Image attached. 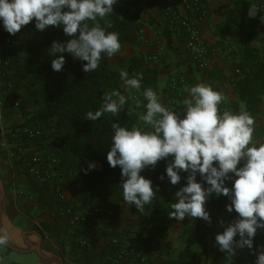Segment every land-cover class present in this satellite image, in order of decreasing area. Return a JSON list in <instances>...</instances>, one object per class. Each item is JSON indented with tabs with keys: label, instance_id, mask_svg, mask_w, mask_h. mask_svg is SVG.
Masks as SVG:
<instances>
[{
	"label": "clouds",
	"instance_id": "1",
	"mask_svg": "<svg viewBox=\"0 0 264 264\" xmlns=\"http://www.w3.org/2000/svg\"><path fill=\"white\" fill-rule=\"evenodd\" d=\"M118 0H0V22L11 35L35 20V29L43 31L49 26L62 27L66 42L53 41L48 53L53 57L52 70L60 72L66 63L65 53L74 59L86 61L85 73L96 72L102 59L120 52V34L109 16ZM260 10L252 6L249 17ZM103 21V23H101ZM91 22V24L89 23ZM199 52L200 49L194 48ZM120 87L104 92L97 110L86 112L84 119L97 121L106 113L112 117L125 108L137 115L138 122L121 126L111 123V138L107 152L110 167L120 166L123 200L135 205L139 213L157 199L158 188L150 178L141 175L143 169L172 157L166 166V175L172 185L181 182V172L188 173L186 184L175 192L166 205L169 218L182 222L185 217L201 218L211 222L207 203L213 193L224 195L231 203L229 213L238 217L232 222L221 221L223 232L217 233L215 243L225 252L226 264H233L237 249H253L258 229H264V138L254 139L256 121L241 103L239 110L222 108L224 94L211 83L184 84V98L177 106L183 113L164 103L153 87H145L140 95L133 90L142 88L144 74H129L119 70ZM142 97V98H141ZM131 101V103H130ZM143 109L142 111H137ZM243 161L242 166H239ZM97 167L90 162L87 171ZM197 176L200 179H197ZM165 177L161 175L160 179ZM232 186H227L228 181ZM239 235V240L235 238ZM7 231L0 232V251L10 246ZM255 264H264V246ZM0 264H4L0 257Z\"/></svg>",
	"mask_w": 264,
	"mask_h": 264
},
{
	"label": "trees",
	"instance_id": "2",
	"mask_svg": "<svg viewBox=\"0 0 264 264\" xmlns=\"http://www.w3.org/2000/svg\"><path fill=\"white\" fill-rule=\"evenodd\" d=\"M153 7V1L122 0L114 7V12L108 18L113 25L110 31L119 32L121 44L134 42L137 40L136 25L146 22L148 27L157 33L161 30L167 46H171L174 32L169 26L166 28L155 21L151 13ZM216 33L237 43L234 51L238 53L236 60L239 70L230 77L233 99L229 101L228 106L238 111L240 104L245 103L254 119L260 118L254 131L256 139L264 138V47L257 43L261 28L251 29L245 20L231 14L216 28ZM71 38L64 34L62 27L49 26L43 31L36 30L35 20L16 33L19 51L14 52L15 82L12 92L17 93L24 117V121L18 126L38 127L43 130V136L40 138L44 142L43 156L56 159V168L64 176L66 184L75 187L78 197L72 204H78L82 209L90 206L93 200L98 198L101 202L109 204L117 214L120 211L119 203L124 200L120 187L121 168L120 166L112 168L107 162L111 123L118 121L121 126L129 123L130 127L131 124L138 122L137 115L130 116L125 108L117 116L112 117L106 113L97 121L85 120L84 116L87 111L99 108L104 92L118 89L127 94L126 90L120 87L121 68H126L130 75L134 72L144 74L142 88L139 91L133 90L134 95H140L145 87L154 88L157 83L156 72L141 57L123 59L119 64L113 65L114 55L105 56L96 72L85 73L82 69L83 64L87 62L74 59L69 53L64 54L66 63L63 70L53 71L51 67L53 57L49 55L48 49L53 41L66 42ZM49 127L52 131L50 134L46 133ZM37 142L38 139L26 138L25 144L21 147L30 145L34 147L39 144ZM171 159V156L162 159L154 168L149 166L141 172V175L153 181L154 189L159 186L157 198L163 199L166 203H170L175 192L186 184L188 175L181 172V182L176 185L170 184L166 166ZM90 162H95L97 167L85 174ZM242 164L243 161L238 167ZM161 175L165 177L163 180L160 179ZM197 179L200 177L197 176ZM37 183L42 184V189L52 185L45 181ZM232 183L233 181H228L227 186L231 187ZM47 196H51L50 192L45 197ZM229 203L231 201L227 196H216L213 193L206 207L212 219L225 215V222H232L238 217V213L227 211ZM93 219L98 220L96 217ZM110 223L106 226H110ZM204 224V220H197L195 224L185 227L184 232L189 238L177 257L169 260L167 264L191 263L196 255L195 246L201 241L204 242L208 235ZM223 231L222 227L219 232ZM216 235L217 233L213 236V264H226L225 252L220 251L215 243ZM235 239L239 240V235ZM261 246H264V229H258L253 249L245 247L250 251L249 256L245 255L242 250L244 248L236 250L232 257L233 264H250L248 257H252V264H255L257 258L255 251H261Z\"/></svg>",
	"mask_w": 264,
	"mask_h": 264
},
{
	"label": "crops",
	"instance_id": "3",
	"mask_svg": "<svg viewBox=\"0 0 264 264\" xmlns=\"http://www.w3.org/2000/svg\"><path fill=\"white\" fill-rule=\"evenodd\" d=\"M121 1L118 0L113 7ZM143 1H153L154 7L151 9L153 18L161 26L170 27L167 14L168 0ZM204 3L209 9V16L200 27L211 50L210 65L201 66L192 62L180 37L174 35L173 44L167 46L161 30L157 33L148 27L146 22L136 25L137 40L123 43L120 52L112 61V64H119L123 59L143 58L156 72L157 83L153 89L162 96L166 105L174 107L179 113H183V106L177 105L184 98V84L173 92L170 89V80L181 75L186 77L185 84L211 83L224 94V104L230 108L228 103L233 99L230 77L239 70L236 60L238 53L234 51L237 43L216 33V28L223 24L229 15L235 14L241 20H245L251 29L261 28V33L264 31V11L258 12L255 17L248 15L252 6L264 9V0H204ZM177 8L183 13H190L182 4H177ZM259 16L262 17V23L257 19ZM141 32L146 40L141 39ZM261 33L258 35L257 43L264 47V37ZM18 49L16 45L14 52H18ZM154 55L157 59L151 60L150 57ZM14 73L15 70H12L13 82ZM16 95L14 92L3 93L4 123L7 129L24 121ZM255 119L257 124L260 118ZM37 143L39 144L34 147L30 145L18 148L17 156L13 158L0 150V232L6 230L11 238L10 246L0 251L4 264H102V256L108 246L109 237L119 230L140 231L145 233V236L157 234L158 231L153 224L157 222L154 217L158 213L154 209L165 203L163 199L153 200L151 205L145 206L143 214L139 213L135 205H127L122 201L119 203L120 211L113 220L114 224L106 226L92 218L86 227L92 245L90 248H81L78 245L77 230L70 227L66 218L60 215V203L50 182L45 181L50 186L42 189V184L35 182L26 171L27 159L44 154L43 140L39 138ZM48 192L51 196L47 198L45 196ZM65 194L70 203L76 202L78 194L74 186L66 185ZM129 217L132 220L127 222ZM180 235L183 236V233ZM188 238L189 235L186 234L184 239ZM164 241V235H156L155 240L145 241L144 253L138 258L137 264H167L169 260L177 257L181 249L176 250L172 247L170 249L171 244L168 245ZM195 254L190 264H213V240L209 243L206 240L197 243Z\"/></svg>",
	"mask_w": 264,
	"mask_h": 264
},
{
	"label": "built area",
	"instance_id": "4",
	"mask_svg": "<svg viewBox=\"0 0 264 264\" xmlns=\"http://www.w3.org/2000/svg\"><path fill=\"white\" fill-rule=\"evenodd\" d=\"M167 14L169 24L174 35L182 38L185 50L192 62L201 66H208L211 62V50L204 38L200 24L207 20L209 9L204 0H168ZM182 4L190 13H183L177 8ZM263 13V7L259 8ZM258 21L262 23V17ZM141 39L146 40L143 32ZM264 37V31H262ZM16 34L11 35L4 30L0 22V150L9 157L17 156V150L25 144V139L36 140L43 136V130L38 127L18 126L7 129L4 123V98L3 93L12 92L14 82L11 72L14 66V47L17 45ZM194 48L200 49L199 52ZM156 60L157 56H151ZM187 82L186 77L175 76L170 80V89L176 92ZM222 108L226 107L223 103ZM28 175L35 181H48L52 183L58 202L60 215L66 218L67 224L77 230L78 245L81 248H90L92 241L87 231V225L93 217L103 224H108L116 217L115 210L107 203L98 202L90 206L79 208L80 205L72 204L65 194L66 182L56 168V159L44 156H35L25 161ZM145 247L144 238L133 230H119L112 234L108 246L103 253L102 264H137L138 258L143 255Z\"/></svg>",
	"mask_w": 264,
	"mask_h": 264
},
{
	"label": "rangeland",
	"instance_id": "5",
	"mask_svg": "<svg viewBox=\"0 0 264 264\" xmlns=\"http://www.w3.org/2000/svg\"><path fill=\"white\" fill-rule=\"evenodd\" d=\"M118 61V60H117ZM114 65V64H113ZM143 109H141L142 111ZM51 129L50 127L47 129L46 133H51ZM101 202L100 200H98V198H95L93 200V203H98ZM92 203V204H93ZM168 203H161L160 206H158L156 209H154V211H156V213H158V215H153L156 216L154 218H156L155 220L157 221L156 223H154L153 225L155 226V230L158 231L156 235H164L165 238V243H167L168 245L171 244L172 248H175L176 250H180L185 246L186 240L184 239V236L186 235V233L184 232V228L186 226H189L191 224H195V222L198 221H203V219L201 220V218H188L185 217V219L182 222H177L175 221L174 218H169L168 216V211L169 209L166 207ZM160 207V209H159ZM133 209V208H132ZM151 212H153V209L151 208ZM160 213H163L162 215ZM153 214V213H152ZM132 218L129 217L128 221H131ZM225 221V215L221 216L218 219H211V222L205 221L204 220V227H206L207 230V237H206V242H212L213 240V236L214 234H216L219 230L222 229L221 226V221ZM110 224H114L112 221ZM181 232L183 233V236H181ZM138 233L144 238L145 241H148L149 239H156V235H147L145 236V233H141L140 231H138ZM169 235V236H168ZM183 238V239H182ZM164 240V239H163ZM159 244V242L157 243ZM159 246V245H158ZM245 252L246 256H249L250 251L247 248L242 249ZM256 255L258 256L260 251H255ZM172 254V253H171ZM249 259V263L252 264L253 262V258L252 257H248Z\"/></svg>",
	"mask_w": 264,
	"mask_h": 264
}]
</instances>
